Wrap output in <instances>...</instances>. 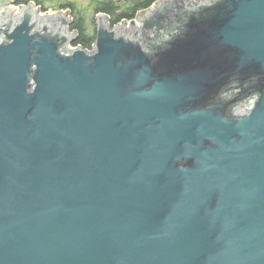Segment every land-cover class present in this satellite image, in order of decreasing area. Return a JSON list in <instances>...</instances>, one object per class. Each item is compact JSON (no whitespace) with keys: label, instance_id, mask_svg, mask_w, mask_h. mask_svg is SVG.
Masks as SVG:
<instances>
[{"label":"water","instance_id":"water-1","mask_svg":"<svg viewBox=\"0 0 264 264\" xmlns=\"http://www.w3.org/2000/svg\"><path fill=\"white\" fill-rule=\"evenodd\" d=\"M155 4L0 24V264H264V0Z\"/></svg>","mask_w":264,"mask_h":264},{"label":"flooded vegetation","instance_id":"flooded-vegetation-1","mask_svg":"<svg viewBox=\"0 0 264 264\" xmlns=\"http://www.w3.org/2000/svg\"><path fill=\"white\" fill-rule=\"evenodd\" d=\"M34 2L37 9L35 11L34 16L40 17L38 23L34 27L35 29L43 30L46 26V24L49 25V28L51 27V30L53 31H59V27H61V22L63 18L65 17L67 19L65 25V30L71 35L73 41L71 43H68L65 45V49H69L72 47H76L78 45L82 46V43L79 42L80 38L83 37V35H87L88 32H96L97 31V17L99 14H101L102 10H99V6L96 4L94 7V13L92 14V17H88L84 13L78 14V11H68L67 8L62 4L56 5L55 1H47L50 2L49 4H45L43 0H30L28 3ZM38 2V3H37ZM27 3V4H28ZM1 8H0V24L3 25V28H14L17 23L22 20V16L20 14V7L25 5L22 3H18L17 0H0ZM69 6V5H68ZM79 10V9H78ZM106 14V13H105ZM140 14L141 15H144ZM108 17V15H107ZM51 18V19H50ZM133 19H125L124 21L130 22ZM51 21L54 23L49 24ZM109 21V19H108ZM124 22V23H125ZM111 27L121 24L120 22L111 24L109 21ZM123 24V23H122ZM95 42V41H94ZM94 44V43H93ZM84 47V46H83ZM234 92L231 91L230 86L227 87L226 92ZM254 99L253 96L246 98L244 101L240 103V106L238 108V111H250L252 106V100Z\"/></svg>","mask_w":264,"mask_h":264},{"label":"trees","instance_id":"trees-1","mask_svg":"<svg viewBox=\"0 0 264 264\" xmlns=\"http://www.w3.org/2000/svg\"><path fill=\"white\" fill-rule=\"evenodd\" d=\"M30 0H17L18 3L27 4ZM37 1V0H36ZM99 10L110 16L111 24H115L125 19H133L137 13L152 6L158 0H96ZM38 3V2H37ZM83 11H78L80 15ZM96 39V32H88L83 35L79 42L85 48H92Z\"/></svg>","mask_w":264,"mask_h":264},{"label":"rangeland","instance_id":"rangeland-1","mask_svg":"<svg viewBox=\"0 0 264 264\" xmlns=\"http://www.w3.org/2000/svg\"><path fill=\"white\" fill-rule=\"evenodd\" d=\"M43 1L45 2V4H49L50 2H47V1H51V0H43ZM53 1H55L56 5L60 4V6H62V4H65L63 6H65L67 8V10H69V11H73V10L80 11L81 10L88 17H92V14L94 13V7L97 4L96 0H53ZM155 3L152 6L146 8V9H143V10L153 8L156 5ZM143 10H141V11H143ZM141 11H139L137 13V15L134 17V19L138 18L139 13ZM102 12L105 13L104 11H102ZM109 21H110V17H109ZM123 22H124V20L120 21L121 24Z\"/></svg>","mask_w":264,"mask_h":264}]
</instances>
